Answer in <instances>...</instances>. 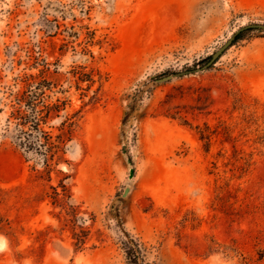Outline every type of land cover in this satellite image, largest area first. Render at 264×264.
Masks as SVG:
<instances>
[{"label":"rangeland","instance_id":"rangeland-1","mask_svg":"<svg viewBox=\"0 0 264 264\" xmlns=\"http://www.w3.org/2000/svg\"><path fill=\"white\" fill-rule=\"evenodd\" d=\"M254 24L264 0H0V264H125L126 235L149 264H264V30L234 39ZM88 31L101 100L52 95L66 105L45 129L74 114L75 134L47 180L6 137L9 93L38 44L61 72L90 65ZM61 182L80 247L47 196Z\"/></svg>","mask_w":264,"mask_h":264},{"label":"trees","instance_id":"trees-1","mask_svg":"<svg viewBox=\"0 0 264 264\" xmlns=\"http://www.w3.org/2000/svg\"><path fill=\"white\" fill-rule=\"evenodd\" d=\"M240 32L235 41L241 39L243 32ZM104 38L95 39V33L88 31L84 39V51L90 56V65H73L68 71L61 72L58 66V57L55 51L47 53L42 44L34 46L28 54L25 65L28 71L17 75L14 78L15 85L18 88L9 93L10 113L7 118L5 128L6 137L11 139L15 147L24 154H30L39 158L43 166V174L47 180H51V172L61 163L68 162L65 158L67 145L73 140L75 134V120L73 115H66L57 127V133L46 130L45 126L56 118L65 109V101L60 98L52 100L55 93H64L67 90L62 89L64 83L69 88L74 87L80 91L81 98L88 96L92 88L97 87L89 96V102L97 103L101 100L99 94L106 77H103L100 70L95 67V57L88 50L89 46L104 44ZM67 43L60 45L59 55L62 54V48ZM55 47V44H54ZM54 56L55 60L49 61L48 56ZM202 140L209 144L210 134L202 132ZM61 190L55 186H50L52 192L47 196L51 199L53 205H63L73 221V239L77 247L85 243L86 230L82 226H76L78 207L70 203L71 195L68 188L60 183ZM4 191L0 188V202L2 201ZM78 228L77 231L75 228ZM0 233L8 235L10 226L8 221L0 212ZM125 256V264H149L147 262V248L134 239L126 235L120 242Z\"/></svg>","mask_w":264,"mask_h":264},{"label":"water","instance_id":"water-1","mask_svg":"<svg viewBox=\"0 0 264 264\" xmlns=\"http://www.w3.org/2000/svg\"><path fill=\"white\" fill-rule=\"evenodd\" d=\"M249 28H257V29H262V30H264V25L254 24V25H249V26L243 27L242 29H240V30L237 32V34L235 35V37H236L240 32H242V31H244V30H246V29H249ZM235 37H234V39H235ZM229 43H230V41H229L226 45H224L221 49H219V50L214 54L213 58L216 57V56H218V55H219V54H220V53H221V52H222V51L228 46ZM181 75H183V73L175 74V75H173V76H170V77L165 78L164 80H168V79H170V78H172V77H177V76H181ZM123 153L126 154V146H123ZM128 163L131 164L130 159H128ZM132 176H133V170H132V168H131V169H130V176H129V179H131ZM128 191H129V188L127 187V188L125 189L124 195H126V194L128 193Z\"/></svg>","mask_w":264,"mask_h":264},{"label":"bare ground","instance_id":"bare-ground-1","mask_svg":"<svg viewBox=\"0 0 264 264\" xmlns=\"http://www.w3.org/2000/svg\"><path fill=\"white\" fill-rule=\"evenodd\" d=\"M5 242H7V241L5 240Z\"/></svg>","mask_w":264,"mask_h":264}]
</instances>
